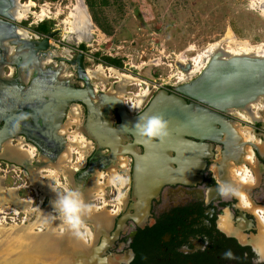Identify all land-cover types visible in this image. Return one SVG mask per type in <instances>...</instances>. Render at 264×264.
I'll use <instances>...</instances> for the list:
<instances>
[{
    "label": "flooded vegetation",
    "instance_id": "1",
    "mask_svg": "<svg viewBox=\"0 0 264 264\" xmlns=\"http://www.w3.org/2000/svg\"><path fill=\"white\" fill-rule=\"evenodd\" d=\"M24 3L21 0L25 6ZM26 6L31 10L34 8L30 4ZM44 24L50 28L47 34L38 32ZM83 24L84 28L77 29L79 34L75 36L79 40H90L83 43L85 50L81 53L78 48L65 44L64 37L70 32L63 35V30L46 15L39 17L33 25L25 20L16 23L19 28L36 34L40 41L49 33L57 32L51 50L54 58L46 54L44 59L51 60L43 62V69L50 70L46 73L45 83H42L44 92L53 93L63 85L70 91H88L94 107L100 103L89 90H94L97 98L112 89V118H109L111 108L108 105L102 110L107 120L105 130L108 134L114 130V155L112 150L101 148L97 142L94 135L96 127L93 126L96 118H92L82 102L69 105L63 119L64 127L58 130H46L47 125L41 123L42 132L32 134L31 138L14 127L15 135L3 136L0 144V190L4 194L14 190V196H18L16 201L31 202V208L30 204L17 209L15 205L6 204L3 212L0 202V227H5L0 228L1 257L10 264L20 263V260L13 259L18 254L24 260L30 258L31 246L33 243L37 246L39 242L28 243L21 231L9 227L30 224L34 233L45 232L53 217H61L50 207L55 193L52 188L59 184L79 187L84 200L94 205L92 215L86 217L91 234L76 241L86 252L89 249L99 264H256L257 256L253 249L264 250V224L253 215L256 208L264 207L263 110L255 114L253 109L250 121L241 114L240 117L226 116L229 133L217 141L186 137L190 144L179 150L165 151L161 158L163 162L143 160L150 178L139 182V158L152 157L158 148L132 134L119 143L122 116L134 122L139 115L145 114L159 93L166 91L170 95H178L176 91L192 83L205 67L193 73V62L177 60L175 73L166 79L148 73L150 65L141 69L130 66L133 74L124 73V66L107 64L104 58H98L95 49H89L96 41V35L95 31L92 34L91 24L88 25L86 20ZM81 54L84 56L82 62L77 61ZM4 68L5 73H12L16 78V70ZM179 72L184 74L185 80L180 79ZM118 75L124 76L119 78ZM32 82L27 80L25 89ZM185 99L188 104H196ZM138 101H141L139 105ZM1 107L9 116L5 105ZM255 119L257 121L253 122ZM6 128L7 122L1 121L0 132L5 129V134L8 133ZM245 168L255 176V186L239 184L236 172ZM116 176L125 177V181H116ZM164 179L166 181L160 184ZM229 181L248 194L251 209L241 210L236 207L238 201L235 198L225 200L217 195L216 187ZM29 209L31 211L26 212ZM225 209L229 211L225 213ZM62 227L66 226L61 220ZM6 232L17 234V238L8 240ZM73 240L75 242V238L70 239L72 243ZM46 245L41 243L39 246L46 254L51 253V257L60 253L57 240L48 241ZM227 250L234 254L232 259L224 258ZM62 262L65 264L64 260Z\"/></svg>",
    "mask_w": 264,
    "mask_h": 264
},
{
    "label": "water",
    "instance_id": "2",
    "mask_svg": "<svg viewBox=\"0 0 264 264\" xmlns=\"http://www.w3.org/2000/svg\"><path fill=\"white\" fill-rule=\"evenodd\" d=\"M80 1L83 3L81 7L87 11L93 31H96V26L93 24L84 0ZM23 6L21 0H0V16L2 18L0 20V105H5L6 110L10 112L7 116L5 108H0V122H7L8 132L5 134V129L0 132V144L3 136L15 135L13 127L19 129L18 132L26 134L29 138L34 133L42 132V127L39 125L41 123L44 126L47 125L45 129L51 132L64 127L63 119L69 105L82 102L89 109L92 118H96L93 126L96 127L94 135L97 142L101 148L106 147L112 150L114 155V130L111 134L105 130L107 120L103 116L102 110L105 105H108L111 108L108 111L109 118H112L110 112L114 111V92L111 89L110 92L96 98V93L90 89V95L98 99L100 103L99 106L95 105L94 107L91 104L92 100L88 96V91L73 89L70 91L62 84L63 86L56 88L53 93L44 92L45 85L42 83H45L46 73L48 74L50 70L43 69V62L50 59H44L46 54L54 58L51 54V50L54 48L52 41L56 38L57 32L49 33L40 41L38 36L30 30L19 28L16 23L26 20H19L17 17L18 11ZM21 31L24 34H21ZM75 34H79V32L66 35L64 42L68 46L78 48L83 53L85 50L83 43H88L90 38L79 40ZM83 57L81 54L77 61L82 62ZM5 66L17 71L16 78L12 73H5ZM27 80L33 82L30 87L25 89L24 83ZM176 92L178 95H170L168 92L162 91L153 99L145 112L146 115L163 116L169 122L170 136L164 143L151 142L158 148L152 157L142 156L139 158L141 160L138 164L140 166L137 174L139 182L150 178L146 167L143 166V160L151 159L154 162H163L161 158L165 151L179 150L183 145L190 144V141L185 139L186 137L201 139V141L208 139L217 141L222 135L229 133L230 126L226 116L240 117L241 114L249 117L254 115L253 105L260 101L264 102V55L257 53L234 55L219 46L200 75L192 83L183 86ZM185 98L195 101L196 104H188ZM122 118L123 124L119 127V143L127 135L132 134L137 137L131 126L138 119L131 122L124 116ZM256 121V119L253 120V122ZM125 125L129 127L124 129ZM137 139L140 140L139 137ZM165 181L164 179L160 184ZM60 219L62 218L53 217V222H48V229L38 233L33 232L30 224L15 225L14 230L21 231L28 243L39 242L37 246L33 243L31 246L33 249L29 251L28 257L35 260L36 264H63V260L65 264H99L91 251L86 252L72 247L71 233L59 231L61 228ZM56 240L61 246L58 247L60 253L52 254L55 255L54 257L50 256L51 253L46 254L43 247L39 246L41 243L46 245L48 241L51 243ZM0 264L10 263L1 257Z\"/></svg>",
    "mask_w": 264,
    "mask_h": 264
},
{
    "label": "rangeland",
    "instance_id": "3",
    "mask_svg": "<svg viewBox=\"0 0 264 264\" xmlns=\"http://www.w3.org/2000/svg\"><path fill=\"white\" fill-rule=\"evenodd\" d=\"M23 1L34 7L31 10L25 5L33 12L25 21L33 25L46 15L63 35L73 30V14L83 11L88 16L80 0ZM90 1L95 2L98 18L110 35L93 21L96 41L89 49H95L101 59L121 58L124 73L133 74L132 66L150 65L148 73L166 79L175 73L177 60H193L218 44L228 51H236L242 44L264 47V0H84L85 5ZM261 115L264 119V110ZM6 204L1 203L3 212ZM28 204L31 208V202ZM32 260L26 259V263Z\"/></svg>",
    "mask_w": 264,
    "mask_h": 264
},
{
    "label": "clouds",
    "instance_id": "4",
    "mask_svg": "<svg viewBox=\"0 0 264 264\" xmlns=\"http://www.w3.org/2000/svg\"><path fill=\"white\" fill-rule=\"evenodd\" d=\"M128 127L127 125L123 126L124 129ZM131 129L145 143L155 141L164 143L170 136L169 122L160 115H139L137 122L131 126ZM236 176L239 184L252 186L256 184L255 176L247 168L237 171ZM114 179L118 182L125 181V177L122 176H116ZM52 190L57 194L56 199L52 201V207L61 216L62 224L66 226L61 228V232L67 230L77 238H87L91 234V230L86 222V217L92 215L94 205L84 200L79 187H63L57 184ZM216 193L225 200L235 198L238 201L236 207L241 210L252 208L248 194L243 192L236 183L222 182L216 187ZM228 211V209L224 210L225 213ZM253 215L259 223L264 224V207L256 208ZM253 251L257 256L256 264H264V250L254 248ZM223 256L225 259H232L234 254L231 250H227Z\"/></svg>",
    "mask_w": 264,
    "mask_h": 264
},
{
    "label": "bare ground",
    "instance_id": "5",
    "mask_svg": "<svg viewBox=\"0 0 264 264\" xmlns=\"http://www.w3.org/2000/svg\"><path fill=\"white\" fill-rule=\"evenodd\" d=\"M20 10H21V13H20V15H19V12H20ZM20 10H19V12L17 13V17H22L23 19L26 17V15L29 13V12H31V10H30V8L29 7H24L23 6V8L21 7L20 8ZM76 16H78V18L76 19V23H77V28L78 29H83L84 28V24H83V22H85V20L87 21V24L89 25V18H88V16H86L84 13H83V11H82V13L80 14V12L76 15ZM91 24V23H90ZM93 28L91 27V30H92ZM77 33L79 32V31H76ZM21 34H24V32L23 31H21ZM80 36V35H79ZM219 46H222V44H218V45H215V46H213V47H211V49L208 51V52H204V54L203 55H200L199 57H197V58H195V59H193V60H190L191 61V63L193 62V73H197V72H199V71H201V69L203 68V67H206V65H207V63L210 61V58H211V56H212V53L215 51V49L216 48H218ZM230 53H232V54H234V55H240V54H243V53H257V54H260V55H264V47H249L248 46V44H242V45H239L238 47H237V49H236V51H229ZM182 62H188V60H183ZM181 72V71H180ZM179 72V73H180ZM187 73H189V72H187ZM191 73V72H190ZM179 76H180V79L182 80V79H184V74L183 73H180L179 74ZM189 77H190V75H189ZM93 80V79H92ZM180 80V81H181ZM185 80V79H184ZM123 82V81H122ZM123 83H126V81L125 82H123ZM123 83L121 84V85H123ZM141 102H139L138 101V103H137V105H139ZM259 105H261L262 107H260ZM263 108V109H262ZM253 109H254V111H255V114H258V110L259 109H262V110H264V102L263 101H260V102H258V103H256V104H254L253 105ZM242 117H244L245 119H247V120H249L250 121V117H246L245 115H241ZM252 116V115H251ZM74 139V138H73ZM75 140V139H74ZM73 143H71V145H72ZM73 146V145H72ZM68 154V153H67ZM66 157V156H65ZM69 158V157H68ZM66 159V158H65ZM2 185V184H1ZM2 190H0V202L4 205V203H8V204H13V205H15V206H17V207H19V206H24L25 204H28V203H25L24 201H16V198L18 197H15L14 196V194H13V192H14V190H10V193L9 194H4L3 192H1ZM56 197H57V195H55ZM54 196V198H52V200L54 201L55 199H56V197ZM18 200V199H17ZM31 201V200H30ZM3 207V206H2ZM50 207L51 208H53L52 207V202H51V204H50ZM47 209H49V211H50V208H47ZM47 209H45V210H47ZM44 210V211H45ZM61 218V217H60ZM60 220H62V219H60ZM15 227V226H14ZM14 227H9V228H13L14 229ZM0 228H5V227H3V225L0 227ZM69 232V231H68ZM5 234V236H6V238L9 240V239H15V238H17V234H15V233H13V232H6V233H4ZM71 235H73L72 233H71ZM71 238H75V242H74V240H73V243L70 241V243H71V245H73L72 247H76V249L77 250H80V249H83L84 251H85V249L82 247V246H78V244H79V242L78 241H76V240H80L79 238H76V236H71L70 237V239ZM77 244V245H76ZM59 246H61V245H59ZM55 251H57V250H54V252ZM87 251H89V249H87ZM22 254H24V253H22ZM19 255V254H18ZM18 255H16L15 257H13V259H15V260H20V262L22 261V262H24V263H26V260H24V258H19L20 256H18ZM32 259V258H31ZM30 262H33V263H27V264H36V261L35 260H33V261H30ZM16 262H14L13 264H15ZM18 263V262H17ZM16 263V264H17ZM63 263V262H62ZM50 264H52V263H50Z\"/></svg>",
    "mask_w": 264,
    "mask_h": 264
},
{
    "label": "trees",
    "instance_id": "6",
    "mask_svg": "<svg viewBox=\"0 0 264 264\" xmlns=\"http://www.w3.org/2000/svg\"><path fill=\"white\" fill-rule=\"evenodd\" d=\"M103 4H106V2H104ZM89 12L92 16L93 21H95V23L99 26V28L106 34V35H110V32L108 31L109 29L107 27L104 26V24H102L98 18L96 9H95V2H88L87 3ZM107 28V29H106ZM50 31V28L47 24H44L43 26H41L38 29V32L42 33V34H47ZM104 61L107 64L110 65H115L117 67L122 68L123 67V62L121 59L118 58H110V57H104Z\"/></svg>",
    "mask_w": 264,
    "mask_h": 264
},
{
    "label": "crops",
    "instance_id": "7",
    "mask_svg": "<svg viewBox=\"0 0 264 264\" xmlns=\"http://www.w3.org/2000/svg\"><path fill=\"white\" fill-rule=\"evenodd\" d=\"M74 9H77V8L75 7ZM19 13H20V12H19ZM73 15H74V18H75V21H73V23H74L75 25H74V27H73V30L70 29V33H71V32L76 33L75 31H77V29H78V28H77V23H76L77 16L75 17L76 14H73ZM90 15H91V14H90ZM21 19H23V18H21ZM21 19H19V20H21ZM89 25H90V22H89ZM90 27H91V25H90ZM92 33H93V32H92ZM13 194H14V193H13ZM55 195H56V194L54 193V196H55Z\"/></svg>",
    "mask_w": 264,
    "mask_h": 264
}]
</instances>
